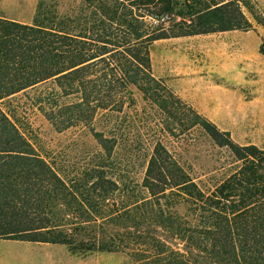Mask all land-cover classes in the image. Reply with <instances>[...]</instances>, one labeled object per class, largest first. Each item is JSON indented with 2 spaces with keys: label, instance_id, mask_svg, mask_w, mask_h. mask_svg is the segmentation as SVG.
I'll return each mask as SVG.
<instances>
[{
  "label": "trees",
  "instance_id": "obj_1",
  "mask_svg": "<svg viewBox=\"0 0 264 264\" xmlns=\"http://www.w3.org/2000/svg\"><path fill=\"white\" fill-rule=\"evenodd\" d=\"M246 13L264 28L251 0H81L72 14L43 0L30 23L0 15V240L134 264H264V149L234 143L153 76L150 58L158 41L248 32ZM135 90L171 136L198 127L228 148L232 173L204 191L155 142L141 182L121 176L115 117ZM24 95L58 131L87 127L102 151L61 175L27 134Z\"/></svg>",
  "mask_w": 264,
  "mask_h": 264
},
{
  "label": "rangeland",
  "instance_id": "obj_2",
  "mask_svg": "<svg viewBox=\"0 0 264 264\" xmlns=\"http://www.w3.org/2000/svg\"><path fill=\"white\" fill-rule=\"evenodd\" d=\"M40 1L43 0H0V15L30 23ZM44 1L60 14H72L81 4V0ZM251 1L257 9L264 10V0ZM247 16L252 23L248 32L179 37L154 43L150 49L152 74L219 130L229 132L234 143L264 149V55L260 53L261 49L264 51V28ZM33 93L28 92L27 96ZM134 98L135 105L115 117L114 159L126 169L121 176L140 183L155 142L164 145L204 191L212 190L236 168L238 163L232 152L218 147L200 128L171 136L165 131L164 115L156 106L136 90ZM18 101L22 106L19 116L27 126L29 138L61 175H69L71 168L89 163L102 151L87 127L58 131L26 95ZM93 125L102 131L105 120L97 118ZM39 249L38 244L0 241L4 253L26 256L39 253ZM84 256H89V263L73 264H134L124 254Z\"/></svg>",
  "mask_w": 264,
  "mask_h": 264
},
{
  "label": "crops",
  "instance_id": "obj_3",
  "mask_svg": "<svg viewBox=\"0 0 264 264\" xmlns=\"http://www.w3.org/2000/svg\"><path fill=\"white\" fill-rule=\"evenodd\" d=\"M159 42V41H158ZM157 43V42H155ZM1 241V240H0ZM41 249L37 254L4 253L0 250V264H73L74 261L89 263V256L69 254L63 246L38 244ZM13 254V255H11ZM69 262V263H68Z\"/></svg>",
  "mask_w": 264,
  "mask_h": 264
}]
</instances>
